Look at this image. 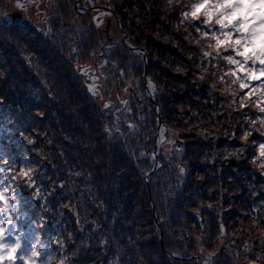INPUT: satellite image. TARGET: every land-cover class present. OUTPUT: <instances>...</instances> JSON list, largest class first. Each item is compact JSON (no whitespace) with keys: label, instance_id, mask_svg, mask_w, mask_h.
Listing matches in <instances>:
<instances>
[{"label":"trees","instance_id":"obj_1","mask_svg":"<svg viewBox=\"0 0 264 264\" xmlns=\"http://www.w3.org/2000/svg\"><path fill=\"white\" fill-rule=\"evenodd\" d=\"M11 1L0 0V188L11 183L7 169L34 165L41 195L33 199L17 185V227L9 223L6 230L22 231L26 241L38 232L48 252L57 257L72 254L68 264H202L206 256L218 264H240L239 257H233L260 252L264 192L253 196L245 186L254 178L257 186L264 183L248 162L256 148H249L248 159H222V150L240 146L239 141L207 136L206 130L216 123L212 113L218 103L206 86L193 83L191 73L174 71L184 56L158 30L163 25L170 31L155 4L109 0L122 41L109 48L107 43L99 45V51L110 56L103 66L93 54L98 41L108 39L102 30L94 33L90 24L84 25L73 6L58 9L52 23L63 29L62 36L70 33L82 52L75 65L82 84L75 83L72 103L65 104L44 97L18 52L19 44L30 41L42 57L64 69L67 62L57 51L59 44L43 39L31 22L6 21L15 9ZM248 3L254 6L252 0ZM78 16L83 26H76ZM125 33L140 49L123 42ZM143 49L166 131H175L173 141L181 151L168 162L161 147V166L148 178L155 164L158 116L146 95ZM88 62L101 70L97 77L103 103L88 87L83 69ZM131 73H139L141 81ZM122 90L129 98L121 99ZM175 126L185 130V139ZM57 235L63 249L52 242ZM246 245L253 250L245 252Z\"/></svg>","mask_w":264,"mask_h":264},{"label":"clouds","instance_id":"obj_2","mask_svg":"<svg viewBox=\"0 0 264 264\" xmlns=\"http://www.w3.org/2000/svg\"><path fill=\"white\" fill-rule=\"evenodd\" d=\"M150 2L155 4L160 19L170 29L159 25L158 30L163 31L165 40L174 43L183 53L184 60L174 71L185 76L191 73L193 83L206 86L213 103H218V108L212 113L217 118L216 123L206 130L207 136L219 139L222 135L239 141L240 146L222 150L225 161L248 159L249 148L255 147L256 152L248 162L255 173L264 178V0H252L254 6H249L248 0ZM55 3L56 0H32L28 19L43 39L54 46L59 44L57 51L67 66L61 69L42 57L27 40L18 45V52L23 65L36 78L48 101L71 104L75 83L81 81L82 84L81 74L75 67L82 52L70 33L62 36L63 29L52 23L59 14ZM3 75L4 72L0 71V77ZM219 117L224 118L221 120ZM24 138L32 143L29 137ZM7 172L11 183L0 188V200L3 201L0 205V264H68L72 254L57 257L48 252L46 242L38 232L26 241L22 231L9 233L6 230L9 223L13 229L17 227L13 218L16 186L24 187L33 199L41 195V186L35 181L34 165L18 169L13 165ZM245 186L253 196L264 192V183L257 186L255 178L246 180ZM244 190L241 188L240 192ZM9 198L12 199L11 204L8 203ZM64 206H68L67 202ZM261 232L259 239L264 245V229ZM52 242L64 248L58 235L52 237ZM252 250L251 246H245V252ZM256 255L259 260L245 256L247 264H264V247Z\"/></svg>","mask_w":264,"mask_h":264},{"label":"flooded vegetation","instance_id":"obj_3","mask_svg":"<svg viewBox=\"0 0 264 264\" xmlns=\"http://www.w3.org/2000/svg\"><path fill=\"white\" fill-rule=\"evenodd\" d=\"M14 1L15 9L13 10V17L20 14H25L27 17L30 15L32 8V0H23L21 6L18 7L16 0ZM74 3V4H73ZM71 6L75 8L79 14H81L84 25H89L92 28L91 30L96 33V28H101L103 34L110 40L109 43L104 44L105 48L107 46L114 47L116 45L115 38H120L117 35L111 34L112 23L118 21L115 10L109 4V0H58L55 7L58 9L70 10ZM127 34H124V38ZM123 38V39H124ZM122 40H120L121 42ZM119 42V43H120ZM85 67H89L86 65ZM87 78L91 79V76H88L86 71H84ZM94 74V73H93ZM100 81L98 80V84Z\"/></svg>","mask_w":264,"mask_h":264},{"label":"rangeland","instance_id":"obj_4","mask_svg":"<svg viewBox=\"0 0 264 264\" xmlns=\"http://www.w3.org/2000/svg\"><path fill=\"white\" fill-rule=\"evenodd\" d=\"M58 0H56V2H57ZM12 3H14V1L12 2H10V4H12ZM9 4V6L11 7V5ZM13 5V4H12ZM55 5H56V3H55ZM55 5H54V7H55ZM11 10V9H10ZM9 13H11V11L9 12ZM15 19H16V21L17 22H22V23H30L31 21L28 19V17L25 15V14H20V15H17L16 17H15ZM76 20H77V24H76V26H83V24H82V22H81V17H77L76 18ZM32 23V22H31ZM33 24V23H32ZM101 29V28H100ZM99 29V34L101 33V30ZM111 34L112 35H117L118 37H120L121 36V33H120V31L118 30V28H117V26L115 25V22H113L112 23V27H111ZM109 42V40L108 39H106V38H102V39H100L99 41H98V47H96L97 49H98V53H96V51L95 50H97V49H94L93 50V54L96 56V63H98V64H102V66L103 65H105V61H106V63L108 62L107 61V59L110 57L108 54V52L107 53H102L101 51H99L100 50V48H99V45H101V44H104V43H108ZM119 53H121V52H119ZM119 53L117 54V56L119 55ZM116 58H118V57H116ZM100 59V60H99ZM83 64H87V65H89V67H84V70L86 71V73L88 74V76H93L94 74H99L100 75V77L102 76L101 75V70H99V69H97L96 67H95V65L94 64H92L91 62L89 63H83ZM84 66V65H83ZM94 73V74H93ZM122 73V72H121ZM131 76L135 79V80H137V81H141V76H140V74L139 73H131ZM87 80H88V82L90 83V85L91 84H93V81L94 80H91V79H88L87 78ZM100 81V80H99ZM94 86V89H95V91H98L97 92V94H98V100L99 101H101L102 103L104 102V100H103V95H102V91H101V85L99 84H93ZM99 88V89H98ZM101 93V94H100ZM115 94H116V92H115ZM117 96V95H116ZM125 98H129V93L128 92H126V91H124L123 92V90H122V96H121V99L123 100V99H125ZM101 103V104H102ZM168 129V127H166V130ZM175 130L178 132V134L180 135V137L182 138V139H185V137H187L186 136V134H185V130H183L182 129V127L181 128H178V127H176L175 126ZM165 135H166V138L163 140V142H162V147H163V151L165 152V155L167 156V158H168V162H170V161H172V157H173V155H175V154H179L181 151L178 149V147H177V144L173 141V138L175 137V136H177V134L175 133V131L174 130H171V131H169V133L166 131V133H165ZM208 254H211V255H214L215 254V252H209V251H206ZM223 252H228V250L227 249H225V250H223ZM239 254V253H238ZM254 255H249V253H246V254H242L241 256H238V255H236L235 257H233V260L235 261V259L237 258V257H239V261H240V264H247V261L244 259V257L245 256H248V257H250L251 259H253V260H259L260 259V257H258L257 255H256V253H253ZM220 255H221V253H220ZM215 256H217V254H215ZM218 264L213 258L211 259V260H209L208 258H207V256H206V258L204 259L203 258V260H202V264ZM226 264H235V263H232V262H227Z\"/></svg>","mask_w":264,"mask_h":264},{"label":"water","instance_id":"obj_5","mask_svg":"<svg viewBox=\"0 0 264 264\" xmlns=\"http://www.w3.org/2000/svg\"><path fill=\"white\" fill-rule=\"evenodd\" d=\"M22 0H17L18 5L20 6ZM6 20L8 22L12 21V15H7L6 16ZM124 42L126 45H128L129 47H132L135 50H138L140 48L132 45L129 43L127 35L124 38ZM119 43V40H116V44ZM142 50V49H141ZM144 51V73H145V84H146V95L152 99V101L154 102V105L157 109V116H158V129L156 132V143H155V149H154V157L156 159V163L154 165L153 170L157 169V167L160 165V158H159V152H160V145L162 143V141L165 139V134L164 131L166 129L163 119H162V106L160 103L157 102L156 100V96L154 94V85L155 82L150 78L149 75V71H148V53L143 49ZM227 231H226V227L224 225H222V236H226Z\"/></svg>","mask_w":264,"mask_h":264}]
</instances>
